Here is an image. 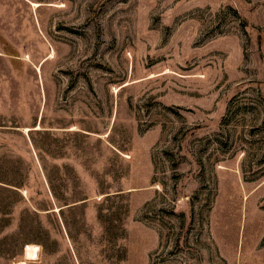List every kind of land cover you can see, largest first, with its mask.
<instances>
[{"label":"rangeland","instance_id":"1","mask_svg":"<svg viewBox=\"0 0 264 264\" xmlns=\"http://www.w3.org/2000/svg\"><path fill=\"white\" fill-rule=\"evenodd\" d=\"M19 259L264 264V0H0Z\"/></svg>","mask_w":264,"mask_h":264},{"label":"bare ground","instance_id":"2","mask_svg":"<svg viewBox=\"0 0 264 264\" xmlns=\"http://www.w3.org/2000/svg\"><path fill=\"white\" fill-rule=\"evenodd\" d=\"M37 3H39V2H35V4H37ZM38 250H39V244H36V242L35 243H32V242L27 243L26 247H25V252H24L25 257L26 258L36 257L38 255ZM14 264H26V261L24 259H22V260L19 259V261H15Z\"/></svg>","mask_w":264,"mask_h":264}]
</instances>
